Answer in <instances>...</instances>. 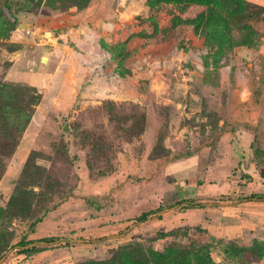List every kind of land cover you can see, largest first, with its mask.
Returning <instances> with one entry per match:
<instances>
[{"label": "rangeland", "instance_id": "obj_1", "mask_svg": "<svg viewBox=\"0 0 264 264\" xmlns=\"http://www.w3.org/2000/svg\"><path fill=\"white\" fill-rule=\"evenodd\" d=\"M255 195L264 7L0 0V264H264Z\"/></svg>", "mask_w": 264, "mask_h": 264}, {"label": "trees", "instance_id": "obj_2", "mask_svg": "<svg viewBox=\"0 0 264 264\" xmlns=\"http://www.w3.org/2000/svg\"><path fill=\"white\" fill-rule=\"evenodd\" d=\"M246 2H249L247 0H245ZM246 199H255V200H264V196L262 195H255L253 197H245ZM184 202H188L189 204H194V201L192 200H184ZM148 218L147 214H142L140 215L138 218H137V221L138 222H143L145 221L146 219ZM53 240H58V239H53V238H41V239H38V240H35V241H28V242H24V241H20L19 243V246L22 247L21 251L25 252V251H32V250H35L36 248V245H32V246H28V244H31V243H50L52 242Z\"/></svg>", "mask_w": 264, "mask_h": 264}, {"label": "crops", "instance_id": "obj_3", "mask_svg": "<svg viewBox=\"0 0 264 264\" xmlns=\"http://www.w3.org/2000/svg\"><path fill=\"white\" fill-rule=\"evenodd\" d=\"M247 1L264 7V0H247Z\"/></svg>", "mask_w": 264, "mask_h": 264}]
</instances>
